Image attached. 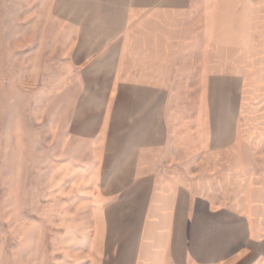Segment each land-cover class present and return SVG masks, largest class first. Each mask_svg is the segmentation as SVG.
Instances as JSON below:
<instances>
[{
	"label": "crops",
	"instance_id": "crops-1",
	"mask_svg": "<svg viewBox=\"0 0 264 264\" xmlns=\"http://www.w3.org/2000/svg\"><path fill=\"white\" fill-rule=\"evenodd\" d=\"M255 19L263 27L264 0H0V107L27 115L10 121L39 137L56 95L58 21L84 86L76 108L91 93L86 130L71 131L75 113L67 128L82 143V264H264V161L246 100L202 102L196 130L171 131L152 98L191 30L208 73L220 49L257 41Z\"/></svg>",
	"mask_w": 264,
	"mask_h": 264
},
{
	"label": "rangeland",
	"instance_id": "rangeland-1",
	"mask_svg": "<svg viewBox=\"0 0 264 264\" xmlns=\"http://www.w3.org/2000/svg\"><path fill=\"white\" fill-rule=\"evenodd\" d=\"M63 17L60 12L58 18ZM257 22L253 20L249 33L257 41L247 48L232 44L220 49L208 73H198L202 59L193 30L174 49L168 74L153 78L152 98L165 102L171 119L168 130H196V117L207 110L202 102L219 104L233 95L248 104L242 115H248L250 145L261 148L264 161V36L259 34L264 25L257 27ZM62 32L58 21L56 95L50 107H41L39 137H32V125L28 129L26 123L10 121L27 118L21 108L17 116L16 110L10 115L0 107V264H82V143L67 128L75 113L71 131H85L86 119L96 113L82 110L91 93L76 108L84 86L66 64Z\"/></svg>",
	"mask_w": 264,
	"mask_h": 264
}]
</instances>
